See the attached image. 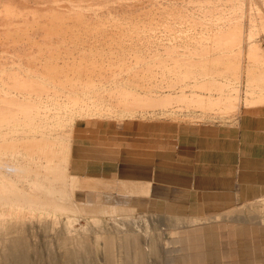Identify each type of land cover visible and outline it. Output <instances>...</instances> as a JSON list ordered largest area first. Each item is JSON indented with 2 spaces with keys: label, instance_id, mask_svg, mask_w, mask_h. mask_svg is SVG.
I'll use <instances>...</instances> for the list:
<instances>
[{
  "label": "rangeland",
  "instance_id": "rangeland-1",
  "mask_svg": "<svg viewBox=\"0 0 264 264\" xmlns=\"http://www.w3.org/2000/svg\"><path fill=\"white\" fill-rule=\"evenodd\" d=\"M257 104L264 0H0V159L32 169L66 161L78 186L50 202L74 208L79 242L94 237L76 248L64 234L71 213L32 222L0 204V264L18 236L27 240L19 264H264V195L138 196L147 186L110 177L111 162H83L79 175L71 160L81 120L103 121L100 137L121 144L127 120L232 124ZM31 176L0 173V195ZM73 252L78 260L65 259Z\"/></svg>",
  "mask_w": 264,
  "mask_h": 264
},
{
  "label": "crops",
  "instance_id": "crops-1",
  "mask_svg": "<svg viewBox=\"0 0 264 264\" xmlns=\"http://www.w3.org/2000/svg\"><path fill=\"white\" fill-rule=\"evenodd\" d=\"M102 123H74L75 173L83 162L95 170L111 162L110 177L147 186L138 196H231L237 202L264 195V104L240 109L232 124L127 120L119 129L127 134L121 144L100 137Z\"/></svg>",
  "mask_w": 264,
  "mask_h": 264
},
{
  "label": "bare ground",
  "instance_id": "bare-ground-1",
  "mask_svg": "<svg viewBox=\"0 0 264 264\" xmlns=\"http://www.w3.org/2000/svg\"><path fill=\"white\" fill-rule=\"evenodd\" d=\"M10 73V72H9ZM8 73V75H9ZM5 74V72H4ZM7 74V73H6ZM2 81V80H1ZM3 83V82H2ZM15 84V83H14ZM23 84V83H22ZM11 85V84H10ZM25 85V84H24ZM23 86V85H22ZM12 87V86H11ZM25 87H28V86H25ZM31 87V86H30ZM14 88V87H13ZM33 88V86H32ZM38 88V87H37ZM36 88V89H37ZM22 89V88H21ZM20 89V90H21ZM24 89H28L30 91L29 88H24ZM23 89V90H24ZM19 90V88H18ZM22 90V91H23ZM37 90H40V89H37ZM56 90V89H55ZM45 91V88L43 89V92ZM4 92V91H3ZM25 92H27L25 90ZM33 93V92H32ZM39 93V92H38ZM50 93V92H49ZM54 93V92H52ZM34 94H35V91H34ZM33 94V95H34ZM41 94V93H40ZM43 94V93H42ZM48 94V93H47ZM12 95V94H11ZM38 94H36L37 96ZM50 96V95H49ZM15 97V96H14ZM52 98V97H51ZM32 100V99H31ZM3 100H1L2 102ZM4 102V101H3ZM51 102V101H50ZM31 103V101H30ZM29 103V104H30ZM43 103V102H42ZM53 103V102H52ZM55 103V102H54ZM16 105V103H13ZM12 104V105H13ZM25 104V103H24ZM42 105V104H41ZM14 106V105H13ZM17 106V105H16ZM22 107V105H20ZM24 106V105H23ZM26 106H27V103H26ZM3 107V106H2ZM28 107V106H27ZM30 107V106H29ZM49 107H47L48 109ZM23 110V109H22ZM43 110V109H42ZM14 111V110H13ZM49 111V110H48ZM52 112V111H51ZM50 116V115H49ZM36 118V117H35ZM58 131V130H57ZM61 134V133H59ZM55 135V134H54ZM58 136V135H57ZM63 135H61L62 137ZM59 137V136H58ZM28 140V139H27ZM33 140V139H32ZM37 140V138H36ZM25 140H23L24 142ZM29 141V140H28ZM35 141V140H34ZM40 141V140H39ZM18 142V141H17ZM36 142V141H35ZM42 142V141H40ZM25 143V142H24ZM32 143V142H31ZM66 143H68L66 141ZM6 144V143H5ZM30 144V142H29ZM35 144V143H34ZM32 144V145H34ZM45 144V143H44ZM23 146V144H21ZM31 145V144H30ZM42 146V144H40ZM62 145V144H61ZM71 145V144H70ZM7 146V144H6ZM5 146V147H6ZM37 146V145H36ZM35 146V147H36ZM60 146V145H59ZM16 147V146H15ZM21 147V146H20ZM27 147V146H26ZM65 147V146H64ZM1 148V147H0ZM10 148V146H9ZM12 148V147H11ZM10 148V149H11ZM29 148V147H28ZM38 148V147H36ZM68 148V147H67ZM3 149V147L1 148ZM33 149V148H32ZM72 149V148H71ZM4 150V149H3ZM8 150V148H7ZM23 150H24V146H23ZM22 150V152H23ZM27 150V148L25 149ZM68 150V149H67ZM13 151V150H12ZM19 151V150H18ZM29 151V150H28ZM27 151V152H28ZM34 151V150H33ZM26 152V151H25ZM65 152V151H64ZM68 152V151H67ZM14 153V152H13ZM17 155V154H15ZM14 155V156H15ZM19 155V153H18ZM24 155V154H23ZM13 156V157H14ZM58 156V155H57ZM70 156V155H69ZM59 157V156H58ZM2 158V157H1ZM16 158V157H15ZM24 158V156H23ZM47 158V157H46ZM4 159V158H3ZM3 159H0V173L2 174H7V175H12V177H17L19 175H22V174H32V176H34L35 178H28V179H19L18 181V184H20L22 186V190L21 191H9L7 195H0V196H3V197H0V204H8V205H18L19 208H21L22 210L26 209L28 211L27 214H30V216L32 215V218L30 221L34 222V219L33 218H37V221H41L43 219V217H47V218H50L51 216H53L55 213L59 212V213H71L72 216L70 218H67V225H68V228L65 230L64 234H65V237L68 238L69 242L74 245L76 248H82L83 247V242L84 240H87L88 238H91L88 237V238H83L84 240H82L81 242L78 241L77 239V229L75 228V224L77 223V220H76V217L73 213L74 211V208H70L68 206H65L64 204H54L52 202H50V199H49V196H57V195H62V196H71L74 192V190L77 188L78 186V179L80 178H76L75 176H70L68 173H67V170H66V161H62V163H60L61 165H58L57 167H49V166H44V167H40V168H37V169H32L30 168V166H23L21 163V165H18L16 164L14 161V158L12 160H3ZM19 159V158H18ZM57 159V158H56ZM34 160V159H32ZM72 160V159H71ZM55 162V161H54ZM71 163V162H70ZM44 164V163H43ZM48 164V163H46ZM42 165V164H41ZM71 165V164H70ZM41 172V173H40ZM43 178H37V175L39 174H43ZM31 176V177H32ZM18 179V178H17ZM100 182V181H99ZM95 183V182H93ZM17 184V185H18ZM86 184H89V183H86ZM85 184V185H86ZM90 186V185H88ZM91 188V187H89ZM87 191V190H86ZM75 193V192H74ZM82 194V193H81ZM121 194V193H120ZM124 194V193H122ZM88 195V194H87ZM85 199V198H84ZM90 203V202H89ZM85 205V203H84ZM96 206V205H95ZM100 206V205H99ZM101 207V206H100ZM76 208V207H75ZM76 211H78L76 209ZM4 213V212H2ZM19 213V212H18ZM5 214V213H4ZM21 213H19L20 215ZM24 214V213H23ZM7 215H9V213L7 212ZM11 215V214H10ZM22 215V214H21ZM37 215V216H36ZM83 215V214H82ZM104 215V214H103ZM107 215V214H106ZM243 215V214H242ZM5 216V215H4ZM29 216V217H30ZM109 216V215H108ZM120 216H123V215H120ZM126 216V215H125ZM244 216V215H243ZM113 217V216H112ZM116 217V216H114ZM6 218V217H5ZM105 218V217H104ZM110 218V217H109ZM92 219V218H90ZM18 220V219H17ZM187 220V219H186ZM245 220V219H244ZM82 221V220H81ZM87 221V220H86ZM204 221V220H203ZM6 222V221H5ZM77 226V225H76ZM103 226V225H102ZM114 232L116 233H121L122 230L120 228H112ZM78 231H80V229H78ZM105 231V230H103ZM106 232V231H105ZM108 232V231H107ZM96 234V233H95ZM94 234V235H95ZM98 234V233H97ZM79 235V234H78ZM92 235V237L94 236ZM101 235V234H100ZM105 235V234H104ZM109 235V234H108ZM107 235V236H108ZM112 234H110L111 236ZM135 235V234H134ZM98 236V235H97ZM95 236V237H97ZM114 236V235H113ZM113 236H111L113 238ZM118 236V235H117ZM150 236V234H149ZM7 237V236H6ZM5 237V238H6ZM53 237V236H52ZM58 237V236H57ZM64 237V238H65ZM81 237V236H80ZM85 237V236H84ZM87 237V236H86ZM100 237V236H98ZM119 237V236H118ZM125 237V236H124ZM10 238V237H9ZM94 238V237H93ZM91 238V239H93ZM103 238V234H102V237L101 239ZM175 238V237H174ZM11 239V238H10ZM6 240L8 243H9V246L5 245V249L7 250L8 249V254L7 256L5 257V262L7 264H11V262L13 261H16L14 264H19L18 262L22 261L23 260V255L25 252L23 251L24 247L27 245V240L26 238H23V237H15L13 238L12 240ZM58 239H62V236L61 238L59 237ZM82 238H80L81 240ZM52 240V239H51ZM99 239H95L93 241H96ZM1 241V240H0ZM37 241V239L35 240V242ZM58 241V240H57ZM67 241V239H66ZM58 244V242H56ZM56 243H53V244H56ZM68 243V241H67ZM93 243V242H92ZM62 245H64L65 243H61ZM60 244V245H61ZM69 244V243H68ZM96 244V243H95ZM59 245V244H58ZM57 245V246H58ZM86 245V244H85ZM55 246V245H54ZM56 246V247H57ZM92 246V245H91ZM65 246H62V248L64 249ZM70 247V246H69ZM121 247V246H120ZM54 248V247H53ZM61 248V249H62ZM92 248V247H91ZM66 249V248H65ZM75 249V248H74ZM87 249V248H86ZM55 250H59L58 248L55 249ZM70 250L72 251L73 249L70 248ZM26 251V250H25ZM60 253L62 250H59ZM75 251V250H74ZM93 251V250H91ZM64 253H66L65 251H62ZM70 252V251H69ZM68 253V252H67ZM26 254V253H25ZM61 255H64L65 254H61ZM80 255V254H79ZM21 256V258H19ZM67 256V255H66ZM58 258V257H57ZM13 259V260H12ZM59 259V258H58ZM61 259H64L63 257ZM65 259H72V261H75V260H78V256H76V254L73 252L72 254L70 253V255L67 256V258L65 257ZM64 259V261H65ZM60 260V259H59ZM58 260V261H59ZM122 260V259H121ZM63 261V262H64ZM67 261V260H66ZM70 262V261H68ZM86 262V261H85ZM128 262V261H127ZM61 263V261H60ZM71 263V262H70ZM68 263V264H70ZM120 263V261H119ZM128 263H131V262H128ZM122 264V262L120 263ZM140 264V263H138ZM145 264V263H143Z\"/></svg>",
  "mask_w": 264,
  "mask_h": 264
}]
</instances>
